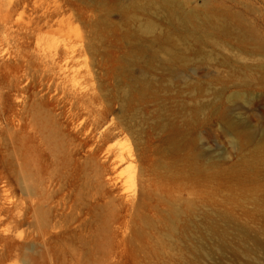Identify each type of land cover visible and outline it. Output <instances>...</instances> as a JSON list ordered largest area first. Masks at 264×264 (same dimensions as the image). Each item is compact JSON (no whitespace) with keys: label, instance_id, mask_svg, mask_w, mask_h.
Wrapping results in <instances>:
<instances>
[{"label":"rangeland","instance_id":"rangeland-1","mask_svg":"<svg viewBox=\"0 0 264 264\" xmlns=\"http://www.w3.org/2000/svg\"><path fill=\"white\" fill-rule=\"evenodd\" d=\"M130 1L0 0V264H264V253L241 239L245 232L264 245V216L248 195L264 199V53L217 36L225 47L196 44L179 35L175 18ZM178 3L235 14L264 40V0ZM149 19L187 59L175 79L146 58L126 63L124 35ZM144 70L153 79L147 90L132 81ZM121 149L129 162H117ZM161 160L179 176L181 194V173L202 194L198 230L172 247L135 238L140 179L159 175ZM40 177H50V209L37 203ZM233 193L238 204L225 201ZM34 203L40 222L58 213L54 228L33 232ZM204 214L218 233L206 231Z\"/></svg>","mask_w":264,"mask_h":264},{"label":"bare ground","instance_id":"bare-ground-1","mask_svg":"<svg viewBox=\"0 0 264 264\" xmlns=\"http://www.w3.org/2000/svg\"><path fill=\"white\" fill-rule=\"evenodd\" d=\"M129 5L137 9L154 8L164 11L169 19L175 18L177 23H174V26L179 32V35L186 39H192L196 44H200L206 40L204 43L208 42L215 46H224V42H217L214 39L217 36L223 38L224 41L234 40L238 43L240 48H246L247 45H250L254 52L264 53V40L252 29L249 27L247 28L243 21L235 14L229 12L217 13L206 7L201 13L195 10H182L178 0H132ZM120 10L121 12H125L124 7ZM130 18L131 20L135 19V17ZM155 23L156 22L149 19L139 24L137 30L133 34L127 33L124 35L125 40L131 44L132 47L131 52L125 58L126 63L129 66H134L138 65L146 58L147 65L156 64L164 74L175 79L180 76L179 66H185L188 63L187 59L176 49L172 34L157 32ZM202 31H205V36L207 35L206 37L208 40L204 38L203 35H200ZM144 42L147 43L143 44ZM142 44L147 47V49H143L141 46ZM146 53L148 55H146ZM147 68L149 69L150 67L147 66ZM147 70H144L138 76L132 78L133 83L139 85L144 90L151 88L150 83L153 80ZM127 72L129 73V71ZM213 109H217L220 116H227L226 112L221 111L219 107L216 108L214 106ZM196 112L197 110L192 112L190 121L195 117ZM227 128L233 132L237 138L245 137L248 140L251 139V133L249 131L241 130L237 124L233 122H227ZM16 138V160L18 169L22 172L19 131L16 133ZM178 140L170 143L171 146L177 147L179 143ZM257 147H260L259 149L264 151V142L258 143ZM26 155L31 156L30 169L33 166L37 167L36 160L33 159V156L29 152H27ZM116 160L118 163L129 162L130 156L128 152L121 149L116 155ZM156 165L157 167L155 170L159 175L156 173L157 175L155 178L142 176L140 179L139 199L136 204L135 213L137 223L135 238L144 241L149 239L155 240L156 238L159 246L169 245L172 247L177 238L182 239V241L188 240V237L194 231L193 228L198 230V225H196L197 223L194 221L198 211L195 200L201 199L202 194L192 187V183H195L196 180H193L189 175L183 173L180 175H183V179L187 182L186 190H184L187 193L186 195L181 194L180 178L172 170L173 168L165 164L163 160ZM196 169L199 173L202 172L201 169ZM211 176H213V174ZM39 182L40 189L35 192L37 195V203L42 207L50 209V197L53 191L51 190L50 177H40ZM241 190L243 193L245 192L242 187ZM252 194H254V192L248 195H250V199L256 205L254 208L255 211L260 212V214L264 216V199L259 201L257 198L253 197ZM209 199L212 200V196H209ZM250 199L249 201H251ZM227 200L228 203L238 204L235 193L230 195L225 201ZM32 208L33 232L36 231V229L41 230L46 227L54 228L56 223L59 222L57 219L58 213L54 216L53 222L49 220V214L46 218H43V221H38L36 203L32 205ZM218 219L223 222L229 221V217L225 213H220ZM204 220L207 221V226H205L206 231L213 235L218 233L212 217L204 214ZM226 232V229L221 232V234H223V242H225L224 238H226ZM150 233L153 234L150 236ZM241 239H249L253 243L255 250H260L264 253V245L259 244L247 233L244 232ZM153 248L154 247H152L151 250ZM140 250L147 253L149 248L147 249V247L141 246ZM156 250L157 248H154L153 252L157 254Z\"/></svg>","mask_w":264,"mask_h":264}]
</instances>
